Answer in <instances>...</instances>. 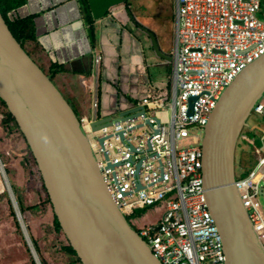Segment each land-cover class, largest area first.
<instances>
[{"label": "built area", "instance_id": "2783aa9c", "mask_svg": "<svg viewBox=\"0 0 264 264\" xmlns=\"http://www.w3.org/2000/svg\"><path fill=\"white\" fill-rule=\"evenodd\" d=\"M261 2L175 0L167 98L144 96L132 104L137 113L96 129L92 122L100 118L97 100L92 117H79L108 194L124 217L134 225L138 210L166 206L159 221L136 227L161 264H227L207 203L202 135L227 86L264 55ZM101 59L96 53V67ZM253 113L264 117V94ZM190 135L192 143L180 146L179 141ZM101 136H106L107 158ZM235 185L264 250V210L258 201L264 196V155L247 174L237 176Z\"/></svg>", "mask_w": 264, "mask_h": 264}, {"label": "water", "instance_id": "95a60500", "mask_svg": "<svg viewBox=\"0 0 264 264\" xmlns=\"http://www.w3.org/2000/svg\"><path fill=\"white\" fill-rule=\"evenodd\" d=\"M86 1L93 19L104 17L113 6L125 2ZM124 12L134 23L130 11L125 8ZM142 30L148 34L152 50L158 56L163 55L154 34L146 28ZM263 94L264 55L227 86L204 127V186L209 210L223 240L227 264H264V250L235 185L239 139ZM0 99L6 103L30 149L53 214L81 264H161L108 194L79 117L51 78L13 36L1 10ZM190 106L192 109L193 102ZM137 107L144 113L142 106ZM134 113L137 112L119 110L103 115L92 122V128L110 125L117 118L124 119ZM119 134L122 137V132ZM105 138L101 136L98 140L107 158ZM0 166L4 172L1 159ZM7 187L29 253L34 264H41L8 183Z\"/></svg>", "mask_w": 264, "mask_h": 264}, {"label": "crops", "instance_id": "0c3cea01", "mask_svg": "<svg viewBox=\"0 0 264 264\" xmlns=\"http://www.w3.org/2000/svg\"><path fill=\"white\" fill-rule=\"evenodd\" d=\"M127 6H114L96 19L92 28L81 0H26L17 9L21 17L33 15L34 35L25 43L26 50L80 116L92 117L94 100L101 118L115 111L131 110L142 96L162 94L168 87L175 22L173 44L165 40L166 29H161V33L150 30L163 54L158 56L142 30L149 28L130 9L133 23L124 12ZM260 15L264 16V0ZM98 52L102 59L96 67L94 57ZM252 117L239 139L237 176L253 168L260 156L252 151L254 163L248 168L249 148L259 149L258 139L263 142L264 138V117L255 113ZM250 122L252 128L246 131ZM262 150L261 156L264 145Z\"/></svg>", "mask_w": 264, "mask_h": 264}, {"label": "rangeland", "instance_id": "374dc122", "mask_svg": "<svg viewBox=\"0 0 264 264\" xmlns=\"http://www.w3.org/2000/svg\"><path fill=\"white\" fill-rule=\"evenodd\" d=\"M128 2V6L124 3V7L127 6L129 11L131 9L149 30L161 33V29H166L165 40L173 44L174 22H176L174 0H128ZM162 96L167 98L166 94ZM7 118L4 105L0 101V159L5 170L3 172L0 166V264H32L33 260L26 247L20 226L16 225L14 208L9 203L8 182L19 210V203L24 208L23 212L20 211L21 216L32 243L34 241L38 248L36 252L39 259L47 264H73L74 258L63 250V247L67 245L63 233L61 231L57 233L54 229V216L50 204L46 202L47 194L40 180L31 174L34 168L27 144L21 133L13 123L7 121ZM252 125L253 122H250L249 129L246 131H249ZM192 141L193 135H190L180 140L179 145H189ZM263 145L264 141L258 139L259 149L249 148V154L246 155L248 168L254 163L252 151L257 152L260 155L258 157H261ZM258 201L264 210V196L260 195ZM165 209V205H157L138 210L134 225L131 218L127 217V219L136 230L138 226L159 221ZM11 212L14 213L15 218Z\"/></svg>", "mask_w": 264, "mask_h": 264}, {"label": "trees", "instance_id": "16d2710c", "mask_svg": "<svg viewBox=\"0 0 264 264\" xmlns=\"http://www.w3.org/2000/svg\"><path fill=\"white\" fill-rule=\"evenodd\" d=\"M25 1L26 0H0V10H1L4 18L6 19L7 24L9 25V29H10L11 33L21 43V46L26 50L25 43L28 42V41H30V39H33V35H34V33H33L34 22H33V15H27V16L21 17V16H19L17 14V9L20 6H22L25 3ZM81 3L84 6V10L87 13V19H88L89 25L92 28L93 27V23H94V21H96V19H93L91 17L90 11H89V8H88L87 1L86 0H81ZM125 4H128V0H125ZM90 33L93 36L92 30H90ZM26 52L31 56V54H30V52L28 50H26ZM171 67H172V65H171ZM169 84H170V82L168 83V87L164 91V93H162V94H150V95H146V96L152 97V96H162L163 94H166L167 95L168 89H169ZM142 97H144V96H142ZM141 98H139V100ZM0 101L2 102V104L4 105V108L6 110V116L8 117L7 118V121L13 123V125L19 131V129H18L17 125H16V122H15L14 118L9 113V110H8V108L6 106V103L2 99H0ZM137 101L138 100H135L134 102H137ZM75 113H76V115L78 117H81L76 111H75ZM27 149H28V151H29V153L31 155V159L30 160H31V162H32L31 164H32V166L34 168V171H32L31 174L33 176H35V178L37 177L40 180V182L42 184V188L45 191L44 186H43V183H42V180H41V177H40V174H39V171H38L37 166H36V163H35V161H34V159L32 157V154H31L30 149L28 148V146H27ZM247 172L248 171L242 172L240 175H245ZM46 202L48 204H50V201H49V198H48L47 195H46ZM9 203H10V201H9ZM19 207H20V211L23 212V209L24 208L20 205V203H19ZM11 215L14 216V213L11 212ZM53 216H54V214H53ZM136 216H137V214H136ZM14 218H15V216H14ZM16 225L18 226L17 221H16ZM53 225H54L55 231L57 233H59L61 231V229H60V226H59V224H58L57 219H56L55 216H54V219H53ZM33 244H34L35 250L38 252V248L36 247V244L34 243V241H33ZM26 247H27V245H26ZM63 250L65 251V253L67 255H70V256H72L74 258L72 260V263L73 264H76V263L77 264H81L80 260L77 258L75 252L73 251V249L70 247V245L68 243H67L66 246L63 247ZM40 261H41V264H47L42 259H40ZM32 264H34L33 260H32Z\"/></svg>", "mask_w": 264, "mask_h": 264}, {"label": "bare ground", "instance_id": "6f19581e", "mask_svg": "<svg viewBox=\"0 0 264 264\" xmlns=\"http://www.w3.org/2000/svg\"><path fill=\"white\" fill-rule=\"evenodd\" d=\"M7 182H8V180H7ZM8 184H9V182H8ZM3 185V184H2ZM10 187V186H9ZM15 203V206H16V209L18 210V205L16 204V202H14Z\"/></svg>", "mask_w": 264, "mask_h": 264}, {"label": "flooded vegetation", "instance_id": "af4514ba", "mask_svg": "<svg viewBox=\"0 0 264 264\" xmlns=\"http://www.w3.org/2000/svg\"><path fill=\"white\" fill-rule=\"evenodd\" d=\"M126 220H127L128 224L131 225V223L129 222V219L126 218ZM131 226H132V225H131Z\"/></svg>", "mask_w": 264, "mask_h": 264}, {"label": "clouds", "instance_id": "9594fccd", "mask_svg": "<svg viewBox=\"0 0 264 264\" xmlns=\"http://www.w3.org/2000/svg\"><path fill=\"white\" fill-rule=\"evenodd\" d=\"M124 3H125V2H124ZM124 3H122V4H124ZM113 8H114V6H113ZM110 10H111V9H110ZM110 10H109V11H110ZM109 11H108V12H109ZM108 12H107V13H108Z\"/></svg>", "mask_w": 264, "mask_h": 264}]
</instances>
